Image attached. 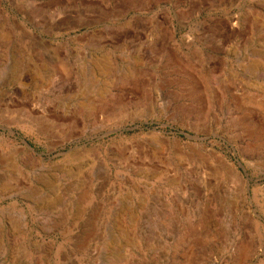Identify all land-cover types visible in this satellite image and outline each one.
Wrapping results in <instances>:
<instances>
[{"label": "rangeland", "instance_id": "obj_1", "mask_svg": "<svg viewBox=\"0 0 264 264\" xmlns=\"http://www.w3.org/2000/svg\"><path fill=\"white\" fill-rule=\"evenodd\" d=\"M0 264H264V0H0Z\"/></svg>", "mask_w": 264, "mask_h": 264}]
</instances>
